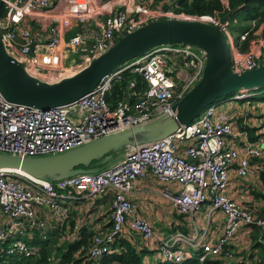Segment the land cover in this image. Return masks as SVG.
<instances>
[{"label":"built area","instance_id":"obj_1","mask_svg":"<svg viewBox=\"0 0 264 264\" xmlns=\"http://www.w3.org/2000/svg\"><path fill=\"white\" fill-rule=\"evenodd\" d=\"M223 2L227 4L226 0ZM102 8L103 15L95 17L96 0L94 4L92 0H59L58 4L55 0H3L2 38L20 59L30 54L35 42L31 65L35 72L52 78L75 71L84 63V56L106 52L124 32H132L150 21L168 17L199 18L210 23L220 20L212 15L177 13L161 4L152 6L139 0H110ZM91 19L93 25L70 34L73 21L86 23ZM257 24V19L251 20L237 39L229 24L222 28L229 39L233 68L238 72L264 62L261 27L257 37L249 42V48L242 50ZM37 26L49 32V39L36 37ZM59 52L65 58L78 56L79 63L63 66L41 60ZM205 65L202 49L191 44H163L106 75L94 91L69 105L38 109L7 101L0 91V153L20 156L63 153L161 115L174 116L175 103L199 82ZM126 71L142 74L146 85L137 87L136 81H132L126 97L112 105L108 100L110 90ZM252 96L255 91L243 90L229 100L242 101ZM222 104L218 101L209 105L173 135L129 147L118 162L96 173L51 181L0 170V252L31 255L29 241L37 231L46 232L53 225L67 226L72 203L87 202L109 190H113L112 226L94 235L89 256L99 260L111 253L112 245L127 224L143 240H154L157 238L154 227L138 215L137 205L127 197L148 173L160 181L180 184L181 189L170 197L182 212L195 213L210 202L214 210L225 215L224 227L214 245L205 242L204 234L198 231L200 238L182 232L161 238L158 250L164 261L183 263L194 252L206 264L207 260L219 257L242 228H264V215H255L227 192L231 167L237 164L236 174L247 178L251 159L264 158V145L260 139L248 143L244 155L229 146L227 138L234 133V126L228 113L222 111ZM260 129L264 134V119ZM71 235L65 234L66 239ZM6 242L9 244L5 247Z\"/></svg>","mask_w":264,"mask_h":264},{"label":"water","instance_id":"obj_2","mask_svg":"<svg viewBox=\"0 0 264 264\" xmlns=\"http://www.w3.org/2000/svg\"><path fill=\"white\" fill-rule=\"evenodd\" d=\"M241 8L230 9L218 23L187 17L150 21L132 32H124L106 52L94 57L84 56V63L75 71L52 78L35 72L31 65L35 42L30 54L20 59L3 41L0 26V91L3 97L19 105L43 110L78 101L94 91L106 75L163 44H191L202 49L206 57L202 78L175 103L174 116L164 114L63 153L42 156L0 153V170L51 181L96 173L102 167L90 168L93 161L111 152L122 156L129 147L173 135L218 100L243 90L255 91L264 87L263 61L256 68L242 72L232 65L229 39L222 28ZM2 9L3 0H0V16Z\"/></svg>","mask_w":264,"mask_h":264},{"label":"crops","instance_id":"obj_3","mask_svg":"<svg viewBox=\"0 0 264 264\" xmlns=\"http://www.w3.org/2000/svg\"><path fill=\"white\" fill-rule=\"evenodd\" d=\"M58 1L55 0V4H58ZM109 1L96 0L97 13L95 17L103 15L101 14L103 11L102 6ZM92 2L94 4L95 0H92ZM91 25H93V19L86 23L73 21L70 34L83 31L85 26ZM34 30L37 34L36 37L42 40L49 39L50 34L48 31L39 29L38 26ZM60 53L41 60L50 61L54 64L58 63L63 66L79 63L80 58H77L78 56L65 58ZM258 96L260 94L255 92V96L247 100H226L224 101L226 106L222 108V111L228 113L234 126V133L227 138V143L229 146L238 148L242 155H244L248 143H253L260 139V143L264 145V134L261 133L262 130L260 129V124L264 119V101L258 99ZM122 156L117 155L116 159L114 158L115 160L113 159L114 161L110 165L108 164L109 167L118 162ZM236 168L237 164H234L229 172L228 194L255 215H264V197L262 196V193H264V177L262 175V172H264V158L251 159V173L247 178L239 177L236 174ZM180 189L179 183L163 182L153 174L148 173L138 180L132 192L127 193V197L137 205L138 215L152 224L157 238L152 241L143 240L139 234L132 232L130 224L125 226L119 238H133L140 250L148 252H145V254L146 260L149 262L154 258L161 259L158 244L159 240L165 238V236L182 232L188 236L197 237L196 232L198 231L204 234L205 242L214 245L221 235L225 215L219 210H214L210 202L206 203L195 213L182 212V210L173 205L170 197V195L176 194ZM112 200L113 190H109L94 199L87 200V202L79 200L74 204L72 203V215L68 226V233L72 234V237L80 236L81 232L79 228L82 225L99 231H104V228L109 229L108 225H112ZM253 232L254 230L251 228L239 230L225 251L219 256V259L224 260V262L229 261L231 264H237L243 260L251 263V259H247V257L261 251V247L255 246L256 238L253 237ZM58 233L61 235L62 231L58 230ZM263 234L264 229L260 231V235L257 237L259 242L264 244ZM194 256L193 252L184 262ZM112 264L119 263L113 262Z\"/></svg>","mask_w":264,"mask_h":264},{"label":"trees","instance_id":"obj_4","mask_svg":"<svg viewBox=\"0 0 264 264\" xmlns=\"http://www.w3.org/2000/svg\"><path fill=\"white\" fill-rule=\"evenodd\" d=\"M139 1L152 6L161 4L164 9H173L177 13H185L192 16L212 15L217 16L219 19L227 14L230 9L242 6V8L233 15L229 23L231 31L236 29L243 32L248 28L243 27L242 22H248L253 19H257L258 21L254 33H251L248 40L242 45V50H247L249 48V42L257 37L256 32L260 27L262 30L264 29V0H227V4H225L223 0ZM132 81H136L137 87L146 85L142 74L130 71L124 72L122 78L114 82L108 95V100L112 105H115L119 100L126 97V93ZM258 90H264V87ZM230 96L232 95L226 96L218 101L224 102L229 99ZM257 98L264 101V93ZM107 157L116 158L117 155L115 152H111L102 159L93 161L90 168L108 167L109 165H105L104 162ZM262 175L264 177V172H262ZM262 196L264 197V193H262ZM68 226L69 224L63 227L53 225L49 226L46 232L37 231L34 238L29 241V246L33 250L31 255L8 254L6 251H2L0 252V264H112L113 262H118L119 264H203L199 261L197 255L183 263L167 262L162 258H154L149 262L146 260L145 252L147 251L140 250L133 238L124 237L118 238L115 241L112 245L111 253L106 254L102 259L95 260L89 256L88 250L94 235L100 231L82 225L79 228L81 232L80 236H71L70 241L61 243L64 237L66 238L65 234H69ZM108 226L110 229L112 225L110 224ZM107 229L104 228V231H107ZM251 229L254 230L253 237L256 238L255 246L261 247V251L247 257V259H251V263H248L247 260H243L237 264H264V244L259 242L257 237L264 228L254 226L251 227ZM58 230L62 231L61 235L58 233ZM8 244L9 242H6L4 246L6 247ZM227 246L228 245L225 246V249ZM206 264H231V262H224V260H220L219 257H217L207 260Z\"/></svg>","mask_w":264,"mask_h":264},{"label":"rangeland","instance_id":"obj_5","mask_svg":"<svg viewBox=\"0 0 264 264\" xmlns=\"http://www.w3.org/2000/svg\"><path fill=\"white\" fill-rule=\"evenodd\" d=\"M226 3H227V0H226ZM243 23V27H249V23H250V21H248V22H242ZM232 35L237 39L238 37H239V35H240V30H236V29H233L232 31ZM255 92H258L260 95H263V93H264V90H255ZM223 106L221 107V108H224V106H226V104H225V102H223V104H222ZM114 157H107V159H105L104 160V162H105V165H110V163H112L114 160ZM65 241H70V239H66V238H64V240H62L61 241V243H63V242H65ZM10 245H12V243H10Z\"/></svg>","mask_w":264,"mask_h":264}]
</instances>
